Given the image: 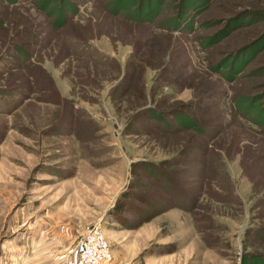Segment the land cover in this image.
<instances>
[{"label": "rangeland", "instance_id": "rangeland-1", "mask_svg": "<svg viewBox=\"0 0 264 264\" xmlns=\"http://www.w3.org/2000/svg\"><path fill=\"white\" fill-rule=\"evenodd\" d=\"M117 1L0 0V264H264V0Z\"/></svg>", "mask_w": 264, "mask_h": 264}, {"label": "trees", "instance_id": "trees-1", "mask_svg": "<svg viewBox=\"0 0 264 264\" xmlns=\"http://www.w3.org/2000/svg\"><path fill=\"white\" fill-rule=\"evenodd\" d=\"M147 1H149V0H147ZM163 1H165V0H150L149 1L150 5L149 4L145 5L144 0H138L137 3L135 2V0H120V1L115 2L114 11L117 10L118 8H119V10L123 11L124 10L123 7L126 6L125 7L126 11H124V12H125L128 19L136 21V22L146 21L149 23V22L153 21L154 19H156V17L161 13ZM191 2L192 1H190V0L189 1L185 0V2L182 4V6H180V9H181L180 11L185 13L187 10L190 9L189 6H192L191 11L192 10H198V8H202L203 5L205 4L204 0L203 1L198 0V2H199L198 4H194ZM133 4H135V5H133ZM71 6L72 5L70 4L69 9L71 11H73ZM143 8H146V9H143ZM63 11H65L64 8H63ZM63 11H61L62 14H64ZM147 11H148V13H147ZM181 21L182 22H181L180 26H179V23H180L179 20L176 22V24H175L176 28L181 29V30H183V29L189 30L191 28L190 25L188 27L185 16L182 17ZM183 25H185L186 27H184ZM181 26H183V27H181ZM257 113H258V111H256V114ZM154 114H157V116L160 115L158 113H154ZM260 117H262V115ZM177 120H178V123L182 124L183 126L195 128L196 124H194V122L189 117L179 116V117H177ZM263 120H264V117H262L261 120L255 119V122H259L262 124ZM163 210L164 209H155L152 213L146 215L143 218V221H147V220L151 219L152 217L163 212Z\"/></svg>", "mask_w": 264, "mask_h": 264}, {"label": "built area", "instance_id": "built-area-1", "mask_svg": "<svg viewBox=\"0 0 264 264\" xmlns=\"http://www.w3.org/2000/svg\"><path fill=\"white\" fill-rule=\"evenodd\" d=\"M109 243L104 230L91 226L76 242L70 264H104L108 259Z\"/></svg>", "mask_w": 264, "mask_h": 264}, {"label": "crops", "instance_id": "crops-1", "mask_svg": "<svg viewBox=\"0 0 264 264\" xmlns=\"http://www.w3.org/2000/svg\"><path fill=\"white\" fill-rule=\"evenodd\" d=\"M142 240V236L138 235ZM112 251V258L105 264H168L172 259L165 255L138 257L140 249L133 247L115 248ZM181 252V251H180ZM181 254V253H180ZM180 256V255H179ZM174 261V260H173Z\"/></svg>", "mask_w": 264, "mask_h": 264}]
</instances>
